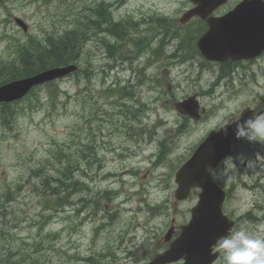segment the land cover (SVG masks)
<instances>
[{"label":"rangeland","instance_id":"1","mask_svg":"<svg viewBox=\"0 0 264 264\" xmlns=\"http://www.w3.org/2000/svg\"><path fill=\"white\" fill-rule=\"evenodd\" d=\"M95 1L3 0L0 57L28 34L42 38L87 16ZM105 1L113 3L114 18L132 15L138 21L134 35H141L143 48L152 35L163 32L147 20L150 14L178 19L191 6L189 0ZM238 1L229 0L221 10ZM11 13L22 14L27 32L14 27ZM202 27L197 18L169 24L174 38L158 52V60L150 55L148 64L147 53L127 56L136 54L135 40H126L123 50L108 58L104 43L88 37L80 61L88 68L87 77L59 79L53 104L46 99L48 87L41 86L40 102L21 101L15 107V123L7 126L0 120V204L7 187L18 191L0 207L1 258L10 249L16 260L26 254L20 264H88L82 258L90 255L93 264H144L166 247L163 235L170 221L185 223L197 199L194 189L186 200L175 201L178 165L221 122L264 96V54L221 68L194 54ZM174 50L180 57L189 55L186 61H170L168 53ZM194 93L206 108L198 120L173 108L176 100ZM161 141L167 150L155 163ZM59 148L64 156L57 158ZM83 151L84 161L79 160ZM69 158L79 161V170L72 171L77 190L55 209L57 198L42 183L46 174L58 175ZM255 158L257 167L247 168ZM215 170L221 174L217 181L230 189L224 206L237 220L232 232L264 235V147L244 139ZM220 255L215 264H224Z\"/></svg>","mask_w":264,"mask_h":264},{"label":"water","instance_id":"2","mask_svg":"<svg viewBox=\"0 0 264 264\" xmlns=\"http://www.w3.org/2000/svg\"><path fill=\"white\" fill-rule=\"evenodd\" d=\"M224 1L202 0V7L191 12L203 17ZM247 7H250L248 2L242 7L237 6L227 15L228 20L234 19L232 24L224 26L221 30H217L214 25L208 29L206 37L199 44L207 58L224 60L230 56L232 58L246 57L253 54L259 46L264 47V3L259 0L256 9L249 10ZM250 11L257 14L251 15ZM191 14L190 12L185 13L183 19ZM68 69L69 67L53 68L2 85L0 86V101L18 98L32 85L61 75ZM177 107L180 112L195 116L192 113L191 99L178 104ZM226 127L227 135L219 131L205 139L177 172L176 198H185L192 186H200L202 191L199 193L198 204L192 209L191 221L183 227V231L170 244V248L154 258L151 264H162L176 260L183 255L186 259L184 264H192L196 261L210 262L213 259L210 254L211 245L227 234L231 222L220 215L223 191L212 181L207 171L209 167H214L229 153L230 143L236 139L234 136L235 123Z\"/></svg>","mask_w":264,"mask_h":264},{"label":"trees","instance_id":"3","mask_svg":"<svg viewBox=\"0 0 264 264\" xmlns=\"http://www.w3.org/2000/svg\"><path fill=\"white\" fill-rule=\"evenodd\" d=\"M100 5L102 4L100 3ZM107 13L108 11L105 9L99 14V16L89 15L86 17V25L90 27L83 25L80 21H77L72 25V27L63 31L61 34L47 35L41 40L30 37L26 40V42L20 43L14 58L7 60L0 59V85L8 80L23 77L47 67L77 62V60H79L83 55V48L86 38H88L90 33H96L97 28L101 26L102 23L107 22ZM151 17L157 18V24L159 26L165 27L166 24L164 25L158 22L162 18L160 19V17L156 16ZM107 26L109 27V25ZM110 29L112 35L118 43L110 45L106 42V45L108 46L105 47L107 56H113V54L120 52L125 38H133L131 36L132 33L134 34L133 31L135 29V23L132 24L129 22V20H120L116 22L111 21ZM85 69L88 68L76 71L75 74L78 75L80 72L82 75H84L85 71L83 70ZM48 97L50 99L56 98V91H50V95H48ZM0 120L3 121L7 126H11V124L15 123L16 112L10 108L9 104H0ZM83 159H86L84 151L82 152V158L79 157V160ZM78 163L79 161L77 159L72 161L69 159L62 169L59 170L58 175L54 177L46 176L43 180L42 186L46 189L49 188L48 190L51 189V193L57 198V203L54 206L55 209H57L58 206H62V204L66 203V199L70 193L77 190L79 181L77 179L72 180V171L79 168ZM52 179L57 185L56 187H51L49 181ZM80 184L82 185L81 182ZM18 187L20 186L18 185ZM60 187L63 189H69V191L65 193V191H61ZM17 193L18 191L12 192L10 188L5 189L1 194V198H3V204H0V207H3L6 202L14 199ZM38 227L41 228L42 224H39ZM0 234H4V231H2ZM10 240L12 241L13 238H10ZM3 245L4 244L0 243V246ZM39 246L40 244L37 246V248ZM4 254L6 255L5 257H0V261H2L3 264H20L21 260H25L23 255H26L25 253H20L21 260H16L13 257L14 252L10 251V249L6 250ZM29 264L34 263L31 262Z\"/></svg>","mask_w":264,"mask_h":264},{"label":"clouds","instance_id":"4","mask_svg":"<svg viewBox=\"0 0 264 264\" xmlns=\"http://www.w3.org/2000/svg\"><path fill=\"white\" fill-rule=\"evenodd\" d=\"M220 131L227 135L228 129L224 126ZM234 136L264 147V115L252 114L235 122ZM238 158L246 159L242 155ZM256 167V158L248 161L247 168ZM207 171L213 181L220 179L217 170L209 167ZM217 251L222 252L224 264H264V235L250 233L247 229L231 232L217 241Z\"/></svg>","mask_w":264,"mask_h":264},{"label":"bare ground","instance_id":"5","mask_svg":"<svg viewBox=\"0 0 264 264\" xmlns=\"http://www.w3.org/2000/svg\"><path fill=\"white\" fill-rule=\"evenodd\" d=\"M177 46H178V45H177ZM179 47H180V46H179ZM179 47H178V48H179ZM178 48H177V49H178ZM182 50H183V49H182ZM186 50H187V48H186ZM174 51H176V50H174ZM189 51H190V50H189ZM177 52H180V51H177ZM186 52H187V51H186ZM188 53H189V52H188ZM184 54H185V53H184ZM185 55H186V54H185ZM178 56H179V54H178ZM180 56H181V55H180ZM188 56H189V55H188ZM188 56H186V57H188ZM185 61H186V60H185Z\"/></svg>","mask_w":264,"mask_h":264}]
</instances>
